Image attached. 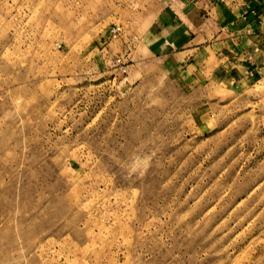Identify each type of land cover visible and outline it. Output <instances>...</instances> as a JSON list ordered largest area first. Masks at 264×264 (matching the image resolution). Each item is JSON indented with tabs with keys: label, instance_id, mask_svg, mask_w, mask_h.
I'll return each mask as SVG.
<instances>
[{
	"label": "rangeland",
	"instance_id": "obj_1",
	"mask_svg": "<svg viewBox=\"0 0 264 264\" xmlns=\"http://www.w3.org/2000/svg\"><path fill=\"white\" fill-rule=\"evenodd\" d=\"M152 1L0 0V264H264V79L145 54Z\"/></svg>",
	"mask_w": 264,
	"mask_h": 264
},
{
	"label": "crops",
	"instance_id": "obj_2",
	"mask_svg": "<svg viewBox=\"0 0 264 264\" xmlns=\"http://www.w3.org/2000/svg\"><path fill=\"white\" fill-rule=\"evenodd\" d=\"M139 45L188 81L264 79L258 0H153ZM252 76V77H251Z\"/></svg>",
	"mask_w": 264,
	"mask_h": 264
},
{
	"label": "built area",
	"instance_id": "obj_3",
	"mask_svg": "<svg viewBox=\"0 0 264 264\" xmlns=\"http://www.w3.org/2000/svg\"><path fill=\"white\" fill-rule=\"evenodd\" d=\"M220 2H224L225 0H219ZM258 1H260V3H261V6L262 7H264V0H258ZM121 32H122V26H121V24H113L111 27H109V29H108V35L111 37V38H116V37H118L120 34H121ZM122 59L121 58H117L116 59V62H122L121 61ZM122 64L123 63H121V67H122ZM126 71V69L125 68H123L122 69V72H125Z\"/></svg>",
	"mask_w": 264,
	"mask_h": 264
}]
</instances>
